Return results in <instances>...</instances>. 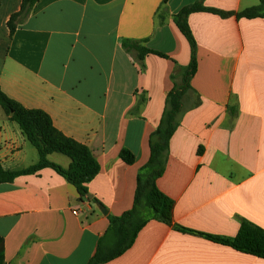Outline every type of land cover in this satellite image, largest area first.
Masks as SVG:
<instances>
[{
	"label": "crops",
	"instance_id": "crops-1",
	"mask_svg": "<svg viewBox=\"0 0 264 264\" xmlns=\"http://www.w3.org/2000/svg\"><path fill=\"white\" fill-rule=\"evenodd\" d=\"M197 1L236 13L260 2L38 0L11 38L7 22L22 0H0L2 91L46 112L100 164L85 199L49 168L0 184L6 264H88L110 219L132 208L139 172L150 159V137L181 69L191 62L174 16ZM188 21L198 70L157 180L174 202L172 225L150 220L133 246L106 264H264L178 229L232 238L243 219L264 229V19L200 12ZM124 40H146L168 58L149 55L140 62L124 50ZM123 149L134 154L132 165L120 158ZM58 155L49 159L68 168L70 160ZM0 159L8 171L39 161L1 108Z\"/></svg>",
	"mask_w": 264,
	"mask_h": 264
},
{
	"label": "trees",
	"instance_id": "trees-1",
	"mask_svg": "<svg viewBox=\"0 0 264 264\" xmlns=\"http://www.w3.org/2000/svg\"><path fill=\"white\" fill-rule=\"evenodd\" d=\"M38 0H22L21 9L14 13L7 22L12 38L17 26L24 23ZM164 0L163 4H166ZM212 13L222 18L236 17L237 19H264V0L258 5L246 8L241 12H225L203 5L197 1L184 7L174 16V20L191 47V62L188 67L181 69V81L176 83L166 99V107L157 129L150 137V159L140 170L133 206L119 217L110 219L106 234L99 240L96 253L88 264H106L111 262L134 244L138 234L150 220H158L172 225L174 202L158 188L157 180L164 174L169 150L170 139L178 128V117L182 111L185 93L191 88V80L198 70L197 44L189 25V16L193 13ZM160 24L165 18V11L160 15ZM146 40H124L122 46L128 53L134 54L142 62L147 56L155 55L168 58L165 54L146 46ZM0 108L9 120L15 122L20 130L37 150L39 161L26 169L8 171L2 166L0 159V184L12 183L19 176L35 175L44 169H52L71 183L81 199L89 196L88 184L100 173V164L91 150L65 136L54 126L50 116L39 109H28L19 102L8 97L0 87ZM60 154L70 160L68 168L52 162L49 157ZM120 158L127 164L135 162L134 154L123 149ZM183 232H192L213 242L229 246L234 250L264 259V229L243 219L235 237L226 238L206 235L184 227H178ZM0 264L5 263L4 240L0 237Z\"/></svg>",
	"mask_w": 264,
	"mask_h": 264
},
{
	"label": "water",
	"instance_id": "water-1",
	"mask_svg": "<svg viewBox=\"0 0 264 264\" xmlns=\"http://www.w3.org/2000/svg\"><path fill=\"white\" fill-rule=\"evenodd\" d=\"M99 208L101 209V211H103V213H105V209L102 207V205H99Z\"/></svg>",
	"mask_w": 264,
	"mask_h": 264
},
{
	"label": "rangeland",
	"instance_id": "rangeland-1",
	"mask_svg": "<svg viewBox=\"0 0 264 264\" xmlns=\"http://www.w3.org/2000/svg\"><path fill=\"white\" fill-rule=\"evenodd\" d=\"M58 155V154H57ZM59 157H63L62 155H58ZM64 159H66L65 157H63Z\"/></svg>",
	"mask_w": 264,
	"mask_h": 264
},
{
	"label": "built area",
	"instance_id": "built-area-1",
	"mask_svg": "<svg viewBox=\"0 0 264 264\" xmlns=\"http://www.w3.org/2000/svg\"><path fill=\"white\" fill-rule=\"evenodd\" d=\"M75 214L77 213V212H74Z\"/></svg>",
	"mask_w": 264,
	"mask_h": 264
}]
</instances>
